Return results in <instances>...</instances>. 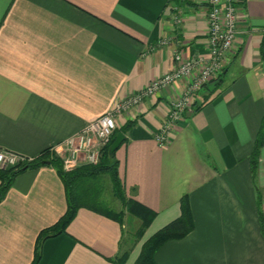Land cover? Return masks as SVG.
Wrapping results in <instances>:
<instances>
[{
  "label": "crops",
  "instance_id": "crops-1",
  "mask_svg": "<svg viewBox=\"0 0 264 264\" xmlns=\"http://www.w3.org/2000/svg\"><path fill=\"white\" fill-rule=\"evenodd\" d=\"M236 8L230 61L166 145L155 136L187 80L117 116L116 130L132 123L115 153L118 178L128 197L156 213L143 237L134 242L129 222L80 207L42 242L37 264H116L125 250L124 264H133L143 240L180 216L184 195L194 228L158 248L157 264H264V146L251 170L264 116V0H236ZM208 9L207 0H0V148L29 158L54 153L172 71L175 52L207 54ZM66 207L52 165L18 173L0 201V264H31L39 232Z\"/></svg>",
  "mask_w": 264,
  "mask_h": 264
},
{
  "label": "built area",
  "instance_id": "built-area-1",
  "mask_svg": "<svg viewBox=\"0 0 264 264\" xmlns=\"http://www.w3.org/2000/svg\"><path fill=\"white\" fill-rule=\"evenodd\" d=\"M207 4V54L186 57L182 52H175V68L172 71L116 103L97 119L87 123L81 131L67 138L61 146L55 147L53 152L61 158L65 170L75 169L81 162L97 163L102 148L109 143L117 127L116 118L120 113L139 105L162 89L187 80L180 98L172 102L168 110L161 133L155 136L159 145L168 143V136L174 125L181 120L184 111L192 107L203 87L221 75L233 54L238 22L236 0H207ZM32 160L33 158L0 148V170Z\"/></svg>",
  "mask_w": 264,
  "mask_h": 264
},
{
  "label": "trees",
  "instance_id": "trees-1",
  "mask_svg": "<svg viewBox=\"0 0 264 264\" xmlns=\"http://www.w3.org/2000/svg\"><path fill=\"white\" fill-rule=\"evenodd\" d=\"M219 77L215 79L214 82L217 83ZM216 89L217 87L215 85V87L210 91V94H212ZM131 126L132 123H127L124 127H121V129L114 130L109 143L102 148L99 161L96 164H85L72 170H65L61 158L55 153L45 150L41 154L34 157L29 163L22 165L19 164L0 170V201L4 198L7 190L13 182V179L18 173L27 168H35L41 165H46V162H49V164L55 168L65 187L67 202L65 213L54 224L43 228L39 232L36 238L34 257L31 264L38 263L42 242L49 237L56 236L63 232L67 225L73 220L80 207H88L96 213L117 221L120 225L123 224V212H116L112 208H108L103 205L102 202H97L96 192L94 191H99V189L97 188L95 190L93 187L95 182H98L99 180L101 181L104 176H106L110 181V188L113 197L120 200L129 215L138 218L141 222L139 228L134 232V242L143 237L145 229L154 219L156 213L143 206L135 199L127 196L118 178V160L115 157L116 151L111 154L108 152L109 146L114 141L117 132L121 131L125 134ZM123 142H125V139ZM262 146H264V116L260 129L255 137L254 148L251 153V170L253 174H255L257 170V156ZM97 177L100 179L94 181ZM180 207L181 213L178 218L166 224L152 236L143 241L139 256L133 264H157L154 260V255L158 248H160L168 240L185 237L193 230L194 221L186 195L180 199ZM259 218L261 222V229L264 233V215L260 211ZM127 257L128 250H125L111 261L116 264H124Z\"/></svg>",
  "mask_w": 264,
  "mask_h": 264
},
{
  "label": "rangeland",
  "instance_id": "rangeland-1",
  "mask_svg": "<svg viewBox=\"0 0 264 264\" xmlns=\"http://www.w3.org/2000/svg\"><path fill=\"white\" fill-rule=\"evenodd\" d=\"M116 120H117V118H116ZM81 165H85V163L84 162H81V164L79 166H81ZM95 179L96 180H94V181H97V179H100V178L97 177ZM109 182L110 181L108 180V178L106 176H104L101 179V181L99 180L98 182H95L93 188H95V190L97 188L99 189V191H94V192H96V197H97L96 199L98 200L97 202H99V201L102 202L103 205H105L108 208H112L116 212H123L124 213V215H123L124 216V220L127 221V222H129L128 223L129 224L128 225L129 226L128 229L130 231V234H132V233H134L137 230V223L134 222L135 219L133 218V216L129 215L126 212V210L124 209V206L120 202V200H118V199H116V198L113 197L112 192L109 189V186H110L109 185ZM100 188L102 190H100ZM81 192H83V191H81ZM132 220H133V222H132ZM148 236H150V235H148ZM146 238H147V236H146Z\"/></svg>",
  "mask_w": 264,
  "mask_h": 264
},
{
  "label": "water",
  "instance_id": "water-1",
  "mask_svg": "<svg viewBox=\"0 0 264 264\" xmlns=\"http://www.w3.org/2000/svg\"><path fill=\"white\" fill-rule=\"evenodd\" d=\"M124 138H125V135L122 132H117L114 141L109 146L108 152L111 154L114 151H116L120 147V145L123 143ZM46 163L48 164L49 162H46Z\"/></svg>",
  "mask_w": 264,
  "mask_h": 264
}]
</instances>
